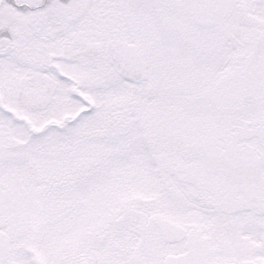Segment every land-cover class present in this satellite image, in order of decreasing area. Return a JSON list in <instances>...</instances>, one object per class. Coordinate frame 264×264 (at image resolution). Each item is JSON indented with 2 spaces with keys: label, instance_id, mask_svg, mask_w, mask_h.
<instances>
[{
  "label": "snow or ice",
  "instance_id": "obj_1",
  "mask_svg": "<svg viewBox=\"0 0 264 264\" xmlns=\"http://www.w3.org/2000/svg\"><path fill=\"white\" fill-rule=\"evenodd\" d=\"M0 264H264V0H0Z\"/></svg>",
  "mask_w": 264,
  "mask_h": 264
}]
</instances>
